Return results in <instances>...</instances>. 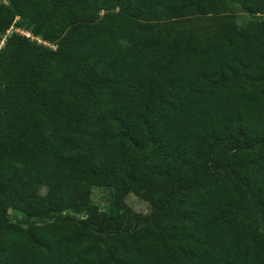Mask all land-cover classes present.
<instances>
[{"label": "trees", "instance_id": "1", "mask_svg": "<svg viewBox=\"0 0 264 264\" xmlns=\"http://www.w3.org/2000/svg\"><path fill=\"white\" fill-rule=\"evenodd\" d=\"M0 264H264V0H0Z\"/></svg>", "mask_w": 264, "mask_h": 264}, {"label": "rangeland", "instance_id": "2", "mask_svg": "<svg viewBox=\"0 0 264 264\" xmlns=\"http://www.w3.org/2000/svg\"><path fill=\"white\" fill-rule=\"evenodd\" d=\"M235 14H236V19L239 23L244 21L245 19L248 18V15L244 14L243 12L236 7L235 9ZM14 31V29H10L7 32V35L11 34ZM17 31V30H16ZM20 33L29 35L25 31H20ZM5 36H3L4 39ZM3 45V42H1V46ZM217 172L220 171L219 169H215ZM45 189H41V193H43ZM108 197L107 191L100 189V188H95L93 189L92 192V203L100 207V212L103 214V217L108 220L109 222H113L114 217L120 216L123 213V210H116L114 207L106 203V199ZM125 205L127 208L134 214H140L143 216H148L150 213V208L147 202L144 200L140 199L138 196L134 194H129L124 201ZM126 214L129 215V212L125 211ZM75 218H85L84 215H75ZM125 219V217L123 218ZM147 222V221H146ZM145 222V223H146Z\"/></svg>", "mask_w": 264, "mask_h": 264}]
</instances>
